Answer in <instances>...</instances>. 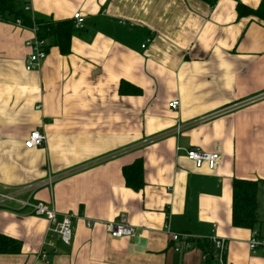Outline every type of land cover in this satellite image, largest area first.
Segmentation results:
<instances>
[{
	"label": "crops",
	"instance_id": "0c3cea01",
	"mask_svg": "<svg viewBox=\"0 0 264 264\" xmlns=\"http://www.w3.org/2000/svg\"><path fill=\"white\" fill-rule=\"evenodd\" d=\"M261 1L30 0L35 18L87 22L71 51L51 45L34 70L35 32L0 18V190L40 183L22 198L75 215L71 244L45 247V217L0 209V234L21 243L0 264H203L196 242L175 251L167 224L226 240L224 264H264V247L249 245L264 239V21L237 10ZM36 128L46 143L27 148ZM193 147L220 154L216 168H197ZM138 159L134 189L123 169ZM236 179L257 184L252 227L233 223ZM122 216L134 237L107 230Z\"/></svg>",
	"mask_w": 264,
	"mask_h": 264
},
{
	"label": "built area",
	"instance_id": "2783aa9c",
	"mask_svg": "<svg viewBox=\"0 0 264 264\" xmlns=\"http://www.w3.org/2000/svg\"><path fill=\"white\" fill-rule=\"evenodd\" d=\"M24 10L29 13L32 12L30 0H26ZM32 17L33 20H35V17L33 15ZM72 19H74V26L76 29L81 30L86 27V17L81 12H75ZM16 23L20 26H23V22L21 19H18ZM31 29L35 32V37L25 42L26 46L31 48V52L29 53L25 64L26 70H34L40 68L42 61L47 57L48 53L46 48L47 41L38 37L36 25L34 24V27H32ZM147 41H150V39H147ZM146 45V43H143L142 47H145ZM169 105L172 109H178L180 100L174 99L169 103ZM40 107L41 106H37V108ZM46 140V133L36 128L31 131L29 137L25 140L24 143L27 148H34L38 146H44ZM187 158L193 161L197 168H201L205 165L209 169L213 170L216 168L218 161L220 160V154L205 152L199 148L193 147L187 150ZM40 187H42V184L35 183L26 186L11 187L6 188L5 190H0V209H11L12 203L20 204L23 207H30L32 208L34 214H36L37 216L45 217L48 220L47 238L45 240V243L43 244L45 247H53L55 245V239H60L66 245L71 244L74 233V214L66 213L61 215L60 212L56 210L53 204H49L41 200L37 202H31L30 198H22V195L24 193L28 192L32 195V193ZM88 224L90 226L93 224V222L89 221ZM106 227L113 237H134L136 234L135 228L127 222L125 216H122L119 222H107ZM166 227L170 234L171 241L178 243V245L174 246L175 251H189V249L193 247V243L198 239L190 232L173 231L169 224H167ZM211 240L214 242V246L216 249L215 255L217 260L221 264H224L225 251L227 248L226 240L218 237H213L211 238ZM249 245L250 248H256L257 246L264 247V239H261L258 234L254 232L252 234ZM39 256L44 262H50V256L45 251V248H43V250L39 253Z\"/></svg>",
	"mask_w": 264,
	"mask_h": 264
},
{
	"label": "trees",
	"instance_id": "16d2710c",
	"mask_svg": "<svg viewBox=\"0 0 264 264\" xmlns=\"http://www.w3.org/2000/svg\"><path fill=\"white\" fill-rule=\"evenodd\" d=\"M21 6V0H0V18L12 17L16 22L21 19L23 26L37 27L38 37L47 41L46 48L51 45L58 46L62 53L71 51V39L76 29L74 19L52 21L42 18H34L24 10L26 0ZM210 3L216 0H207ZM239 16L255 15L264 21V0L258 8H250L244 4L238 5ZM126 183L129 187L140 189L144 184V165L142 160H136L133 164L123 169ZM257 184L249 180L236 179L234 181V209L233 223L239 226L252 227L260 221L257 202ZM197 246L205 254L203 264H221L215 255L216 249L211 239L203 238L195 241ZM21 249V243L14 238L0 234V253H16Z\"/></svg>",
	"mask_w": 264,
	"mask_h": 264
},
{
	"label": "rangeland",
	"instance_id": "374dc122",
	"mask_svg": "<svg viewBox=\"0 0 264 264\" xmlns=\"http://www.w3.org/2000/svg\"><path fill=\"white\" fill-rule=\"evenodd\" d=\"M20 5H23V1L21 0V2H20ZM263 213H264V210H263Z\"/></svg>",
	"mask_w": 264,
	"mask_h": 264
}]
</instances>
